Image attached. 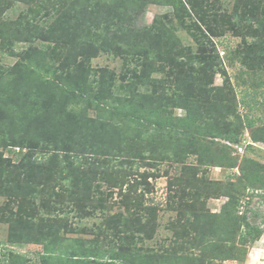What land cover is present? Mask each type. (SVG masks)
<instances>
[{
    "label": "rangeland",
    "instance_id": "374dc122",
    "mask_svg": "<svg viewBox=\"0 0 264 264\" xmlns=\"http://www.w3.org/2000/svg\"><path fill=\"white\" fill-rule=\"evenodd\" d=\"M56 1L0 0L2 117L15 115L8 106L21 95L14 85L24 72L33 76L25 52L38 48L12 30L51 23L46 15ZM93 3L132 19L130 30L122 33L109 22L114 17L91 26ZM70 17L65 33L88 46L81 47V87L89 88V69L111 74L115 86L105 93L114 106L146 121L69 100L70 84L57 72L44 74L41 85L29 82L20 112L48 98L45 112L71 116L72 130L88 139L99 127L102 144L70 146L65 161L51 159L42 142L46 153L27 169L18 148H0V264H264V60L249 56L254 50L243 41L264 42V0H72ZM107 34L119 37L118 46L89 61L93 43ZM45 46L46 64L62 63L63 76L75 71L73 50ZM75 117L91 127H77ZM230 133L239 142L225 140ZM230 195L241 197L237 216L250 209L249 222L262 229L256 240L243 239L238 220L233 228L236 211L223 212ZM102 253L112 260L99 261Z\"/></svg>",
    "mask_w": 264,
    "mask_h": 264
},
{
    "label": "trees",
    "instance_id": "16d2710c",
    "mask_svg": "<svg viewBox=\"0 0 264 264\" xmlns=\"http://www.w3.org/2000/svg\"><path fill=\"white\" fill-rule=\"evenodd\" d=\"M119 1L121 3L129 2V0ZM56 2L60 3L59 6H54L55 8H53L52 6L49 13H47L46 15L47 17L49 16V18H51V23L47 24L46 26L33 25L32 30H29V27L14 28L12 30L15 33L14 36H16L17 34H26L30 38V40H32V42L38 43V48H29V50H27V53L25 52V66L28 72L33 76H30L29 74L24 72L23 76L21 77L23 78V81L21 80V82H18L16 85H14V91L16 90L14 95L20 93V97L16 100H11L12 97L6 99L7 101L11 100L8 106L14 109L13 114L15 115L8 114V116H6L5 114H7L8 112L6 113L5 111L3 113L5 117H2L0 113V127L3 126L6 129L5 132L0 133V148H5L8 152H12L14 154H16L14 150L18 148V153L21 159L20 162L22 163L23 167H25L24 164H26L32 158H34V160L31 162L36 163L40 156H44L46 150L52 152L51 159L56 160L59 157L67 161L71 158V156H73L71 154H74V152L72 151L73 149H69L70 146L83 149V147L80 145L85 146L86 144H91V141L96 145L102 144L99 127H91L87 125V120L84 121L86 123L85 124L83 121L75 117L77 120V127H91V134L89 136V139L87 136H85L87 134H83L80 136L76 130H72L71 126L73 118L71 116L62 115L61 113L58 114L57 112H45L44 109H46V105L50 102L48 98L42 97L38 101L37 105L34 104L27 108L28 112H20V106L23 105V103L26 102L27 98L30 96L28 94L30 90L27 88V86H29L28 83L34 82V84H36L37 86L38 83L41 85V78L45 76L44 74L51 75V73L54 74V72H57V77L61 75L59 78H65V81L70 84V87L68 89L66 88L68 94L66 98L68 97L69 100H76V102L78 103L85 102L86 104H89L90 107L96 112H105L109 115L112 114L124 120H130L132 122H142V120L143 122L146 121L145 119H143V116L141 114L121 111L122 108H117L116 106H114V103L116 102H114L108 94V96L106 95L109 89L115 86V79L111 76V74H107L104 71H102L101 74L92 73L89 69V71L86 72L88 77H85L86 83L89 88L83 89V87H81V79L78 80V78H83L79 74V71L83 74L81 65L84 62V49H82L81 47H85L87 49L88 46H84L85 44H82L81 42L79 43L76 38H72L71 34L68 35L65 33L68 26L70 28V26L72 27L73 25V20H71L70 17V12L72 10V0H59ZM91 6L92 8L90 7L86 11L89 14V17L86 20L91 23V26L93 23L97 24L98 20L96 19H100V23L101 25H103L107 23L112 17H114L109 22L114 24L117 23V26L120 27L122 33H125L126 31L128 32L130 30V27L132 26V19L124 18L117 9L111 8L107 13H103L100 12V10H102L100 8V4L98 5L93 3L91 4ZM192 7L194 8L197 20L203 23V21L199 18L200 14L196 13V4H194V6ZM115 16L121 18L118 19V17ZM19 29H22L25 33L18 31ZM96 37L97 36H95L94 38ZM117 38L119 37L112 36L111 38L108 34L106 35V39L104 38V36L99 37L98 40L93 43L91 50L88 51V60L90 61L100 52H107V48H116L119 44V40ZM71 39L73 40V43L71 42ZM209 39L210 38L207 36V38H205L202 42L205 49L210 43ZM246 40L247 39H243L245 44H247L246 46L250 47V50H254V54H252L251 52L248 55L251 57L256 56L257 59L263 58L264 60L263 40L252 39V41L250 42ZM48 42L53 43L55 46H59L58 49L67 50L68 48H70L71 50H73L75 56L70 57L69 60H71L72 65L75 66L74 72H67V74L63 76L65 72V66L62 63L57 69H53L52 66L46 64V58L49 56L48 53L43 52V49L46 47L45 44ZM151 46H153L152 43ZM66 54L67 52L65 51V55ZM86 63L88 64L89 62L87 61ZM26 74L28 75V78H26V80L24 81ZM111 84H113V86H111ZM51 95L52 94L47 93L44 96L48 97ZM42 106H44V109H42ZM5 108L6 107H4V109ZM156 124V127L159 128L167 127L164 126V124ZM167 128L170 130H175V128L172 126H168ZM111 138L113 139V137ZM225 140L230 143H236L239 142V137L237 135H234L233 133H230L227 137H225ZM42 142H45L46 150H41L39 148ZM24 149H26L27 151L23 152ZM107 151L108 152H105L106 158L111 159V157L115 156L114 152L110 153V149H107ZM56 154H59V156H54ZM24 169L27 168L25 167ZM241 172L243 173V170ZM240 202L241 197H239V195H230L228 203H226L222 208L223 212L227 213L229 209L232 211V213L236 211L237 213L232 215L231 220V225L233 226V228H236V221L238 220L240 226H242L244 229L243 239H248L250 241L256 240L259 236H261L262 229L257 225L249 222L248 214L251 212L250 209H247L246 212L242 213L241 217L237 216L239 207H241ZM252 213L255 214L254 212ZM227 233L228 232H226V234ZM99 256V261L112 260V256L107 255L106 253H102V255ZM112 261L110 263L114 264Z\"/></svg>",
    "mask_w": 264,
    "mask_h": 264
}]
</instances>
